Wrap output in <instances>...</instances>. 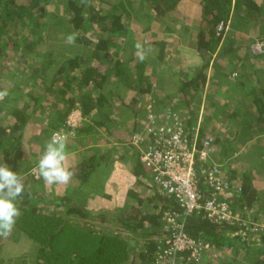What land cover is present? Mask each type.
Returning <instances> with one entry per match:
<instances>
[{"label":"trees","instance_id":"trees-1","mask_svg":"<svg viewBox=\"0 0 264 264\" xmlns=\"http://www.w3.org/2000/svg\"><path fill=\"white\" fill-rule=\"evenodd\" d=\"M179 1L136 0L134 6L146 5L150 9L139 18L150 21L155 16L164 21L174 14ZM122 2L0 0V91L8 92L0 101V113L3 114L0 116V163L21 177L22 173L26 174L22 177L25 191L16 200L21 215L11 233L30 240L33 264H153L157 238L163 232L162 212L175 208L170 196L159 194L156 188L146 184L149 172L139 161L138 149L128 142L124 154L129 161V180L132 178V181L119 188L126 206L116 207L113 211L86 205L92 196L106 202L115 198L114 192H104L103 187V181L113 168L115 152L101 147L98 142H106L105 138L116 139L114 131L119 129V120L111 116L115 106L107 95L111 89L105 85L106 81L112 76L121 79L129 70L132 78L125 81L135 91L134 97L140 104L137 108L140 113L132 110L136 118L170 106L155 109V86L153 78L144 77L145 60H136L133 65L131 59L113 58L120 50L115 48L117 43L127 31L121 16L129 10L117 6ZM263 3L264 0H201V19L194 45L202 62L188 82L201 88L209 68L222 75L234 62L240 66L236 49L242 47V43L236 41L234 30L245 28L249 19L259 17ZM220 23L234 29L226 32L227 39L223 43V30L219 34L216 30ZM72 33L77 34L75 51L66 40H61L65 38L63 34ZM87 33L98 37H88ZM229 40L231 42L227 43ZM220 47L222 51L218 53ZM56 57V64L51 65L52 58ZM223 59L225 62H220ZM98 62L109 64L112 74L106 72L108 69L98 68ZM50 93L57 102L53 108L54 117L49 118L45 127L33 126L32 115L38 109H48L50 104L46 95ZM135 98L128 105L136 108ZM144 99V102H138ZM75 107L86 120L76 128L73 137L66 139V150H78L81 146L85 152L80 153L79 160L70 168L72 190L58 195L39 192L34 188L43 179L35 178L30 171L36 166L51 132L65 128L64 118ZM136 118L132 131L140 127ZM75 139L78 144L70 145L69 142ZM23 142L32 146L31 152L24 150ZM93 185L94 191L89 190ZM222 194L220 198L224 199ZM226 201L235 213L231 202L227 198ZM184 224L188 234L205 244L206 251L230 250L233 256L227 264L236 262L234 256L239 250L243 251L246 264H264V230L260 244L256 245L246 239V227L236 223H212L204 213L186 217ZM8 236H0V241ZM7 264L27 262L19 256Z\"/></svg>","mask_w":264,"mask_h":264},{"label":"crops","instance_id":"crops-1","mask_svg":"<svg viewBox=\"0 0 264 264\" xmlns=\"http://www.w3.org/2000/svg\"><path fill=\"white\" fill-rule=\"evenodd\" d=\"M135 1L129 0L133 5L136 4ZM129 6L131 5H123L127 11ZM132 7L134 12L150 10L146 5ZM201 10V0H180L174 14L169 17L171 25L174 26H171L170 31L166 22L163 21L162 25L156 21L155 16L152 20L160 26L153 24L152 20H146V24L154 29V35L148 37L153 47L161 44L166 53L167 44L174 43L168 57L172 59V63L169 64L173 65L174 69L151 71L155 60L150 58V53L145 52L144 77L153 78L154 102L158 99L156 95L158 92L161 93L159 95L163 94L162 102L159 101L161 98L156 100L155 109L168 104L186 116L190 123H196L198 117H201L202 135L213 137L212 161L220 163L223 175L229 180L235 179V183L240 187V191L231 189L224 191L222 196L231 202L235 212L242 218H261L264 214V53L255 55L254 62L251 63L248 58H251L249 53L253 51H248V55L244 56L248 62L237 68L236 76L230 69L220 75L209 68L201 88L188 82L194 77L196 68L202 62L200 53L194 45L199 22L195 23V20H192L181 23L179 20L181 18L187 20L190 17L201 19L199 18ZM175 24L179 29L176 33ZM161 25L162 30L168 31L163 36ZM174 34L175 39L172 40ZM120 41L115 47L117 50L121 47L130 49L132 41L130 37L125 36ZM128 52L137 57V51ZM155 57L159 59L160 53L157 52ZM115 59L120 57L117 56ZM150 62H153V66H150ZM128 71L125 72V76ZM165 74H168L166 79L169 83L160 82V77ZM238 76L241 78L236 81L235 78Z\"/></svg>","mask_w":264,"mask_h":264},{"label":"built area","instance_id":"built-area-1","mask_svg":"<svg viewBox=\"0 0 264 264\" xmlns=\"http://www.w3.org/2000/svg\"><path fill=\"white\" fill-rule=\"evenodd\" d=\"M223 28L218 24L217 34ZM85 120L78 107L71 109L63 121L65 128L54 129L50 138L54 133L73 137ZM139 126L127 139L149 172L146 184L175 202V208L162 212L163 232L157 238L153 264H212L205 244L185 230V218L194 213H204L212 223L246 227V239L260 244L264 214L258 220H241L226 199L220 198L224 191H240V187L235 179L223 175L220 163L212 161L213 137L200 135V117L190 123L167 106L157 113L148 112L145 124Z\"/></svg>","mask_w":264,"mask_h":264},{"label":"rangeland","instance_id":"rangeland-1","mask_svg":"<svg viewBox=\"0 0 264 264\" xmlns=\"http://www.w3.org/2000/svg\"><path fill=\"white\" fill-rule=\"evenodd\" d=\"M135 1V0H132ZM264 4V3H263ZM123 5H131L129 6V11L128 12H124L123 15L121 16V21L124 24V26L126 27V34L125 36L130 37V39H132L130 45V49L125 48L123 49L122 47L120 48L119 52L114 56V58H116L117 56L120 57L121 60H127V59H131L130 64H133L136 62V58L134 57V55L128 54V51H137L135 48V44L137 42L141 43L143 46V51L150 53L149 56H151L150 58L155 60V65L153 66V62H150V66L151 67V71L154 70H162L165 68H169V69H174L173 65H170L169 63H172V59L168 58L171 55L172 52V47L174 46V43H170L167 44L166 46V53H165V49L162 48V45L159 44L157 46H152L148 40V37H150L153 33V28H151V26L148 24H146V20L144 19L142 20L141 18H139L138 16H143V12H134L133 4H130V2L127 0H123V2L121 4L118 3V8ZM107 7V6H105ZM263 16V17H261ZM201 18V17H199ZM141 19V20H140ZM156 21H159L162 25H163V21L159 20L158 18H155ZM192 20H195V23L198 21L200 22V19H197L195 17L193 18H189L187 20H185V18H181L179 21L181 23H186V21H190L192 22ZM153 24H155L156 26H160L158 23L156 24V21L152 20ZM166 22V25L168 26V31L171 30V26L174 27L173 25H171V22L169 21V18L166 17V19L164 20ZM179 22V24H181ZM194 23V22H193ZM152 24V25H153ZM160 27V30L162 31V36L164 35V33L168 32L167 30H162V26ZM164 25V26H166ZM159 30V29H158ZM223 34H222V43L227 39V34L226 32H228L229 30H234L229 28V26H225L223 29ZM237 30V31H236ZM235 31V38L236 41L238 43H242V47H238L236 49V56H238L237 58L240 60V66L238 62H234L231 65V68L229 67L230 70L233 71L234 76H236L237 74V68L241 67L243 65L244 62H249L251 61L254 62L255 59V55H258L261 53H264V7L262 12L260 13V16H254L253 19H249L247 25L245 28H239L236 29ZM177 31H179L178 28H176V24H175V28H174V33H176ZM180 34V33H179ZM239 35V37H238ZM66 34H63V37L66 38ZM88 37L91 38H95L97 35H91L89 33H87ZM94 36V37H93ZM101 36V35H100ZM98 37V36H97ZM65 38H61V40H66ZM59 39V38H56ZM175 39V34L172 35V40ZM167 40V39H166ZM231 40H229L227 43H230ZM126 46V44L124 45ZM164 47V46H163ZM251 48V49H250ZM71 50L75 51L77 49V47H75V45H72ZM68 49V50H70ZM221 52L222 48H219ZM251 50L253 52H251ZM250 51L251 54V58H248V60L244 59L245 54H247V52ZM160 53V58L158 59L157 57H155V54ZM242 52H243V56H242ZM241 54V55H240ZM215 55V53L213 54V56ZM228 54H226V56H228ZM248 55V54H247ZM212 56V57H213ZM223 57H221L222 59ZM243 58V59H242ZM58 57L56 58H52L51 60V65L56 64ZM225 62V59L220 60V62ZM242 62V63H241ZM212 66H214V61H211ZM98 64V68L102 69V70H106L108 69L106 72H108V74H112V71L110 69V65L109 64H101V63H97ZM236 71V72H235ZM239 71V70H238ZM134 73H136L135 71H133ZM165 73V72H164ZM128 75L123 76L121 79L117 78L115 76H112L110 79H108L105 83V85L107 86L108 89H111L110 92H107L108 97H110L113 105L115 106V111H113L111 113V116L114 118H117V120H119V129L118 132L114 131L115 136L117 137L115 138H105L106 142H101L98 141L100 143L101 147H106V148H111L112 151H114V161H113V168L111 170V172L109 173L108 177L106 180L103 181V187H104V192H108V193H113L115 195L114 200H108L107 202L104 199H99L97 196L94 198V196H92L93 199H89V201L86 203L87 206L93 208V209H98V208H102V207H106L110 210L114 211V208L118 207V209L123 208V206L125 205L124 201H122L123 199L121 198V190L120 185H125L131 184L132 178H130L129 180V161L126 158V154H124L125 149L128 147L127 145V138L129 137L130 133L132 132V127L134 125V119L136 118V115L134 114V112H132V110L136 111V114L140 113L138 112L137 108L140 107V104L137 103V99L134 97L136 96V93L134 90H132L131 88H129L126 83V79L127 81H130V78H132L131 73L127 72ZM168 74L162 75L160 78V82L164 83V81L166 83H169V81L166 79ZM242 76V75H241ZM241 76L236 77V81L239 80V78H241ZM61 83H59L60 85ZM58 86V85H57ZM56 86V87H57ZM155 92V90H154ZM94 93H96V90H94ZM160 92H158L157 98H161L159 101L162 102L164 99V97H162V95ZM159 95V97H158ZM48 97V102H49V107L48 109L44 110V108L42 109H38L31 117V124L33 126H43L45 127L46 124L49 121V118H51V116H53V108L56 107L57 102L54 100L53 94H47L46 95ZM139 97V96H138ZM134 99V102H136V108L131 107L128 104H131V100ZM141 98V97H139ZM142 99V98H141ZM156 99V98H155ZM156 99V100H158ZM155 100V101H156ZM144 100L142 101H138V102H144ZM46 108V107H45ZM3 115L2 113H0V116ZM54 117V116H53ZM146 118H147V114L144 113L143 116L141 115V117H139V115L136 118V122L137 124H141L142 122L145 124L146 122ZM201 118V117H200ZM31 131V129H29ZM206 136H210V135H206ZM30 137V136H28ZM123 140V141H122ZM97 141V140H96ZM70 145H72L73 143H77V139H75L74 141L69 142ZM78 144V143H77ZM93 144V143H91ZM90 144V145H91ZM23 146H24V150H26L27 152H31L32 146L27 142H23ZM30 148V149H29ZM85 149L81 146L78 147V150H66V160H65V165L70 169L71 166H74L76 164V162L79 160L80 158V153L81 152H85ZM122 157H124L122 159ZM22 166V165H20ZM32 174H34L35 178L37 177L36 174V166H34L32 168V170L30 171ZM26 174L22 173V177L25 176ZM25 182L27 184H29V180L25 179ZM98 184V183H95ZM99 185V184H98ZM94 186H90L88 189L94 191ZM36 190H38L39 192H41L43 190V192L45 193H50L53 192L54 194H60L62 192H68L70 190H72V186L70 185V182H68L67 184H53L51 186L47 185L44 181L42 183H40L39 185L35 186ZM120 190V191H118ZM71 193V192H70ZM51 194H49L48 196H50ZM79 199V196H78ZM95 200V201H94ZM98 200V201H97ZM113 200V202H112ZM109 201L112 202V204H109ZM106 202V203H105ZM117 204V205H116ZM49 205V204H48ZM126 206V205H125ZM49 207V206H48ZM47 207V208H48ZM106 226H110V225H106ZM264 229V228H263ZM263 231V230H262ZM30 248H31V243L30 240L24 236V235H20V236H16V234H10L7 238H3L0 241V264H7L9 260H12L16 257H21V258H25L27 264H33V262L30 261V259L32 258L31 256V252H30ZM206 256L211 260V262L213 264H227L226 262H228L229 260L232 259V252L230 251L229 253L226 251H219V250H215V251H209L207 250L205 252ZM235 261L233 264H246V258L244 257V253L242 250H239L236 254H235ZM32 260V259H31ZM129 263V262H128Z\"/></svg>","mask_w":264,"mask_h":264},{"label":"clouds","instance_id":"clouds-1","mask_svg":"<svg viewBox=\"0 0 264 264\" xmlns=\"http://www.w3.org/2000/svg\"><path fill=\"white\" fill-rule=\"evenodd\" d=\"M76 33L69 34L66 42L74 45ZM137 60L143 62L146 55L141 43L135 44ZM8 95L7 90L0 91V101ZM66 136L54 133L46 141L44 148L36 162L37 178L51 186L53 184H67L73 176L72 171L65 165ZM25 191L22 177L12 171L6 164L0 163V236H8L13 230L21 211L16 204L18 197Z\"/></svg>","mask_w":264,"mask_h":264}]
</instances>
